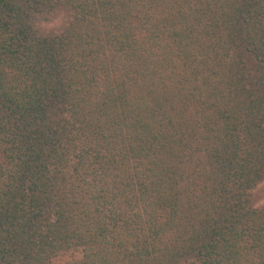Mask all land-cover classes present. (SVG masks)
<instances>
[{
	"label": "trees",
	"instance_id": "trees-1",
	"mask_svg": "<svg viewBox=\"0 0 264 264\" xmlns=\"http://www.w3.org/2000/svg\"><path fill=\"white\" fill-rule=\"evenodd\" d=\"M263 182L264 0H0V264H264Z\"/></svg>",
	"mask_w": 264,
	"mask_h": 264
},
{
	"label": "rangeland",
	"instance_id": "rangeland-1",
	"mask_svg": "<svg viewBox=\"0 0 264 264\" xmlns=\"http://www.w3.org/2000/svg\"><path fill=\"white\" fill-rule=\"evenodd\" d=\"M62 16H54L49 19H42L38 22V29L42 33H55L63 25ZM253 202L255 205H261L264 202V182L253 191Z\"/></svg>",
	"mask_w": 264,
	"mask_h": 264
}]
</instances>
